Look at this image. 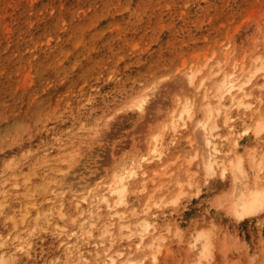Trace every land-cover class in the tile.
Instances as JSON below:
<instances>
[{"label":"rangeland","instance_id":"374dc122","mask_svg":"<svg viewBox=\"0 0 264 264\" xmlns=\"http://www.w3.org/2000/svg\"><path fill=\"white\" fill-rule=\"evenodd\" d=\"M260 27L264 0H0V117L23 121L22 145L0 149V162L10 155L22 162L28 150L24 167L44 151L53 158L72 133L78 154L62 177L77 187L108 181L114 166L146 152L174 101L186 100L183 65L198 68L212 54L221 60L227 44L248 65ZM146 88L154 94L139 117L125 107ZM251 135L239 152L247 159L253 149L264 183V133ZM16 174L7 187L22 190ZM29 179L39 184L33 171ZM203 180L197 173L175 204L151 209L160 230H180L166 235L158 264H185L192 257L185 244L199 231L214 242L209 264H264V212L235 221L223 201L230 178Z\"/></svg>","mask_w":264,"mask_h":264},{"label":"bare ground","instance_id":"6f19581e","mask_svg":"<svg viewBox=\"0 0 264 264\" xmlns=\"http://www.w3.org/2000/svg\"><path fill=\"white\" fill-rule=\"evenodd\" d=\"M227 46L221 60L212 54L198 68L183 65L186 100L174 101L146 152L114 166L108 181L99 177L77 187L62 177L78 154L72 133L67 144L59 142L53 158L44 151L40 161L27 167L25 153L30 150L22 153V162L14 155L4 158L0 162V264L13 260L17 264H158L166 235L180 230L170 224L160 230L151 209L175 204L197 173L206 184L215 174L223 182L230 178L223 201L235 221L264 212L262 168L253 149L247 159L239 152L245 137L252 134L257 140L264 133V28L256 33V57L248 65L246 54L238 58ZM152 89L130 98L125 109L142 116ZM6 118L11 121L3 125ZM6 118L0 117L1 150L22 145L23 121L11 112ZM195 162L198 171L193 170ZM249 167H255L251 177ZM30 171L39 179L37 186L29 179ZM17 172L24 189L17 190L14 182L11 190L7 186ZM21 200L23 207L16 215L15 202ZM210 235L199 231L186 242L192 257L185 264H209L214 247Z\"/></svg>","mask_w":264,"mask_h":264}]
</instances>
